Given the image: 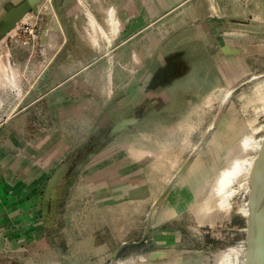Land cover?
Instances as JSON below:
<instances>
[{
    "label": "rangeland",
    "instance_id": "1",
    "mask_svg": "<svg viewBox=\"0 0 264 264\" xmlns=\"http://www.w3.org/2000/svg\"><path fill=\"white\" fill-rule=\"evenodd\" d=\"M61 2L63 30L50 29L45 46L44 14L0 42V169L18 159L36 171L35 246L45 233L53 264H95V244L112 258L141 239L153 207L143 185L178 204L179 246L204 250L196 264H251L264 171V0H95L110 36L95 39L76 1ZM125 182L135 183L116 186ZM128 188L140 197L114 203ZM3 233L0 264H18L23 247Z\"/></svg>",
    "mask_w": 264,
    "mask_h": 264
},
{
    "label": "crops",
    "instance_id": "2",
    "mask_svg": "<svg viewBox=\"0 0 264 264\" xmlns=\"http://www.w3.org/2000/svg\"><path fill=\"white\" fill-rule=\"evenodd\" d=\"M75 1L76 5L74 7H76V9L74 12L77 15L81 14V20H84L83 15L86 16L88 20L87 22L89 24L88 28H91L93 31L91 32V38L95 39V33L99 38L100 34L109 38L110 36L106 32L105 28L95 19V0ZM27 3L28 0H0V26L2 21L9 19L18 10L26 6ZM61 3V0H55L54 2L52 0H44L42 2L41 0L38 5V14L34 13L33 11L27 13L13 29H18L21 26L22 28L27 26L29 27L31 26V23L34 24L33 26H37L39 21L42 20L41 16L44 14V20L46 22L42 29L41 44L45 46L48 41L50 29L59 28L63 30L61 27V24L64 22L65 18L63 16V9H67V6L64 7ZM116 13V7L109 11L110 21L114 28L118 29L119 18L117 17ZM29 21L32 22L29 23ZM11 31H9L5 36L1 37L0 42L6 36H8ZM66 41L67 38H63V44H65ZM5 73H9V70ZM9 76L10 74L8 77ZM16 159L11 157L9 161L14 164ZM18 162L19 161L17 159V165H11L9 169L7 168V170L0 169V225L3 226V228H0V230L4 232L3 234L6 238H15L23 247L19 248L18 251H22V256L26 255V257H23L22 260L18 258V264H53L51 260L52 249L50 246L45 244V233L43 236H41L43 238L44 245L39 248L35 246V238L37 236V230L35 229V221L37 217L35 206L36 186L31 182L30 177H34L36 171L33 167H31V169L29 166L21 167L18 165ZM33 180L35 179L33 178ZM130 183L135 182H125L116 186ZM142 186L140 195L142 198L141 200L146 202L151 200L152 206L154 208L152 207L151 211L146 214L145 229L142 233L141 239L138 242L132 241L126 244L125 242L127 241H123L121 246L116 251H114V255L110 259L108 254H110L111 251L108 249H98L95 244V264H103V262L106 260L104 256H107V260H110L108 264H115L120 253H124L128 246H133L131 248L134 249V252L129 257H127V259H129L127 262L120 264H196L194 261H192V259L203 254L204 250H189L179 246L178 243L181 235H179L180 232L178 228L173 226V222L177 219L179 213L178 204H176L173 199H169L168 197L164 198L165 196L154 200V198L149 197L151 193L149 192L148 187ZM172 186L173 183L168 184L166 189H164L162 192V195L165 192V194H167V192L172 189ZM111 190L115 191V187ZM140 196H137L135 193H133V189L128 188L124 189L121 199L118 201H114L113 199V201L114 203L119 202L122 204L123 202L125 203L129 201L133 197ZM167 196H169V194H167ZM138 200H140V198H138ZM12 228V234L14 236L9 235L11 232L9 229ZM16 229H19V231ZM15 230L17 232H15ZM1 238L3 237L0 236V240ZM25 241H27V244H25ZM123 244H125V246H123ZM139 244H141V247L138 246ZM134 246L138 247L139 249L135 250ZM14 249L16 248H13L12 252ZM84 250V253L88 252L87 248ZM4 251V247L0 248L1 254H3ZM59 254V262H62L64 258L66 259V257L63 258L62 256L64 254L63 252H60ZM14 264L17 263L15 262Z\"/></svg>",
    "mask_w": 264,
    "mask_h": 264
},
{
    "label": "water",
    "instance_id": "3",
    "mask_svg": "<svg viewBox=\"0 0 264 264\" xmlns=\"http://www.w3.org/2000/svg\"><path fill=\"white\" fill-rule=\"evenodd\" d=\"M40 2L41 0H28L26 6L18 10L6 21H2L0 27V38L15 28L17 23L21 21L27 13L33 11L34 13L38 14V5ZM259 180V185L255 191L258 218L255 234V247L251 256V264H264V171L262 178H259ZM123 246H125V244H123Z\"/></svg>",
    "mask_w": 264,
    "mask_h": 264
},
{
    "label": "flooded vegetation",
    "instance_id": "4",
    "mask_svg": "<svg viewBox=\"0 0 264 264\" xmlns=\"http://www.w3.org/2000/svg\"><path fill=\"white\" fill-rule=\"evenodd\" d=\"M1 27V26H0Z\"/></svg>",
    "mask_w": 264,
    "mask_h": 264
}]
</instances>
